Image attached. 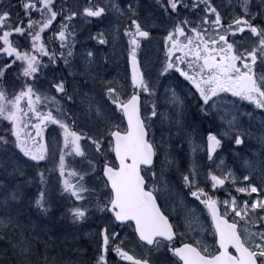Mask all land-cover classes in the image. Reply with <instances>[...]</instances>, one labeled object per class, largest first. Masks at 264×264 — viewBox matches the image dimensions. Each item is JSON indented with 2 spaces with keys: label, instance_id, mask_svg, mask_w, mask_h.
Masks as SVG:
<instances>
[{
  "label": "snow or ice",
  "instance_id": "obj_1",
  "mask_svg": "<svg viewBox=\"0 0 264 264\" xmlns=\"http://www.w3.org/2000/svg\"><path fill=\"white\" fill-rule=\"evenodd\" d=\"M0 264H264V0H0Z\"/></svg>",
  "mask_w": 264,
  "mask_h": 264
},
{
  "label": "rangeland",
  "instance_id": "obj_2",
  "mask_svg": "<svg viewBox=\"0 0 264 264\" xmlns=\"http://www.w3.org/2000/svg\"><path fill=\"white\" fill-rule=\"evenodd\" d=\"M90 2H95V0H90ZM107 2H108V0H105V3H107ZM224 2H225V3H229L230 0H224ZM91 30H92V31H95L94 28L91 29ZM81 39H83V38H81ZM92 43H94V42H92ZM87 46L90 47L91 44H87ZM102 51H108V49L105 48V49H103ZM157 51H158V49H157L155 46L151 47V48L149 49V51H148V54L153 58V60L156 59ZM159 55H160V57L162 58V57H163V52L160 51V52H159ZM117 70L121 73V75L123 74V62H122V60H121V62H120L119 68H118ZM169 79H172V77H169ZM240 103L248 104V103H250V102H248V101H240ZM248 110L250 111L251 109H248ZM210 123H211V122H205V127H208ZM217 127H221V125H217ZM209 130H215V129H214V128H209ZM205 135H206V133H205ZM197 143H199V140H197ZM225 155H226V157H227V163L231 164V163H232L231 152L228 151V152L225 153ZM70 164H71V161H70ZM54 179H55V177H54ZM26 190H27V192H29L31 195H33L36 191H38V189L35 187V185H29V186H27V189H26ZM217 195H219V193H217ZM54 215H55L57 218H59V216H60V212L57 211ZM89 227H91L92 229H94V228H95V225H94V224H90L88 227H85V229H83V231H84V232H87ZM81 239H82L83 241H87V240L89 239V237H88V236H82Z\"/></svg>",
  "mask_w": 264,
  "mask_h": 264
},
{
  "label": "bare ground",
  "instance_id": "obj_3",
  "mask_svg": "<svg viewBox=\"0 0 264 264\" xmlns=\"http://www.w3.org/2000/svg\"><path fill=\"white\" fill-rule=\"evenodd\" d=\"M27 194H28L29 196H31V194H30L29 192H27Z\"/></svg>",
  "mask_w": 264,
  "mask_h": 264
}]
</instances>
